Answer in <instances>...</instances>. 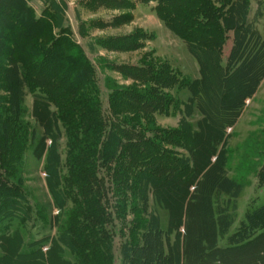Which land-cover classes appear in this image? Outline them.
I'll list each match as a JSON object with an SVG mask.
<instances>
[{"label": "trees", "instance_id": "obj_1", "mask_svg": "<svg viewBox=\"0 0 264 264\" xmlns=\"http://www.w3.org/2000/svg\"><path fill=\"white\" fill-rule=\"evenodd\" d=\"M25 1L0 0V91L7 94L0 95V221L27 223L34 214L19 183L26 155L32 153L44 159L52 203L64 215L54 222L59 233L48 251L57 262L65 264L61 255L67 249L75 264H115L114 238L125 237L124 231L129 233L120 251L125 264H206L209 257L214 264H225L226 257L257 252L264 242V206L248 213L232 236L222 238L225 213L216 209L213 195L199 190L220 138L207 133L209 150L203 153L195 145L202 134L182 121L194 108L205 118L198 128L212 124L203 110L208 66L228 82L256 61L255 86L239 92L237 104L250 97L262 79L264 42L248 22L249 0H139L156 3V16L197 61L201 79L189 81L146 62L112 65L110 70L133 84L122 87L108 80L107 107L95 65L65 32L54 36L52 19L35 17ZM230 33L233 47L224 59ZM137 48L130 45V50ZM175 90L188 91V101H176L169 93ZM27 95L32 98L29 117ZM174 108L183 114L180 126L159 128L157 115L168 116ZM240 111L239 105L230 118L220 120L216 131H224ZM180 151H186L188 159ZM168 188L180 189L184 196L178 213L161 195ZM152 199L169 212L170 230L160 229L159 218L150 210ZM199 212L206 215L211 240L196 236L193 216ZM128 215L133 217L129 224ZM118 224L123 229L117 230ZM181 228L184 236L178 233ZM189 248L197 250L193 261L187 256ZM260 251L251 264H264V249Z\"/></svg>", "mask_w": 264, "mask_h": 264}, {"label": "rangeland", "instance_id": "obj_2", "mask_svg": "<svg viewBox=\"0 0 264 264\" xmlns=\"http://www.w3.org/2000/svg\"><path fill=\"white\" fill-rule=\"evenodd\" d=\"M30 1L26 0L25 2L27 5H31L33 15L35 17L45 15V18L52 19L54 22V25L51 26L52 34L59 36L65 32L66 38L78 46L86 59L98 69V79L106 107L109 93L108 83H106L108 80L122 87L133 84L131 80L110 70L112 65L138 66L146 62L159 68L172 69L189 81L201 79L199 66L187 47L156 16L154 12L156 3L144 4L139 0H32V4ZM71 3L76 4L73 6L70 5ZM36 8L39 9L36 10ZM249 9L248 22L264 42V0H249ZM45 11L47 12L44 13ZM2 21L6 22V19L3 17ZM124 42H128L129 45L125 46ZM133 44H138L139 48L130 50V45ZM232 47L233 33H230L224 47V59L228 58ZM257 68L256 61H253L232 79L225 82L220 75L217 76L213 66H208L209 81L204 84V95L207 101L203 102V110L210 116L212 123L208 129L207 127L198 128L197 124L205 118L194 108L189 116H184V119L181 116L182 112L179 113L175 108L168 116L157 115L156 117V123L161 129H177L180 126L181 118L182 121L190 122L193 129L196 131L198 129L202 134L200 138L196 139L195 145L202 147L201 152L203 153H208L209 150L208 141L204 142L207 133L211 132L220 138L214 147L215 153L209 160L211 165L206 168L209 174L206 175L205 181L199 180L202 184L199 190L202 195L209 193L213 195L216 209L225 213L222 222L224 229L220 231L223 239L224 236L226 238L232 236L239 229L248 213L264 206V178L262 177L264 170V67L263 77L252 95L243 100L241 104L239 102L237 104L236 98L239 92L247 89L250 85L255 86L253 78ZM169 93L176 101L180 102H187L190 97V93L186 90H175ZM0 95L7 96L3 91H0ZM238 101L241 102V99ZM239 105L241 111L234 119L235 121L228 122L229 125L222 131L223 134L221 131L219 134L216 131L217 124L221 119L230 118ZM24 106L29 117L32 108V98L29 95L25 97ZM61 143L64 147L65 142L62 140ZM47 144L49 145L50 142L48 141ZM180 153L188 159L186 151H180ZM22 174L23 178L19 183L29 197L28 206L32 207L34 214L27 223L5 219L2 225L0 221V229L5 226L9 232L12 229L14 233L16 231V234L21 232L25 236L23 239L29 242L43 241L45 246L42 250L46 251L47 259H50L49 264H59L54 258L52 259L48 251L52 246L51 240L56 239L59 233L60 226L54 222L58 217L64 218V215L52 203L47 174L44 171V159L38 160L32 153H28ZM178 190L168 188L161 194L164 199L166 198L167 206H171L170 204L173 202L176 213L180 211L181 201L184 199ZM198 203V205H202L201 199ZM149 206L151 212L156 214L162 223H166L169 212L164 206L156 202L155 199L150 201ZM193 218L196 225L193 227L196 236L204 235L208 240H211V231L205 224L206 215L199 212ZM132 220L133 217L128 215L126 223L129 224ZM35 223L37 225L35 229H30ZM226 224H230L231 227L227 228ZM22 225L29 228L23 229ZM117 227V230L123 229V226L119 224ZM184 232L185 229L181 228V232L178 233L184 236ZM3 234L0 230V243L5 242ZM123 235L126 236L117 235L114 238L115 264L126 263V260L121 258L120 251L125 240L128 239L129 233L124 231ZM173 237L174 235L172 239L175 241ZM1 245L8 250L9 258L15 256L17 242L1 243ZM177 247L175 253L179 254L180 247ZM261 249H264V242L257 247V252H248L240 257H226L223 259V263L251 264L261 256ZM64 251L67 253L65 264H75L74 256L70 251L67 249ZM196 253V249L189 248L187 255L189 260L193 261ZM39 261L40 259L33 261L19 259L17 263L40 264ZM214 263L216 262H213V258L209 257L206 264ZM194 264H198V262Z\"/></svg>", "mask_w": 264, "mask_h": 264}, {"label": "crops", "instance_id": "obj_3", "mask_svg": "<svg viewBox=\"0 0 264 264\" xmlns=\"http://www.w3.org/2000/svg\"><path fill=\"white\" fill-rule=\"evenodd\" d=\"M34 1V0H33ZM38 1V0H37ZM30 3H32V0L30 1ZM33 4V3H32ZM76 3H71L70 5L75 6ZM31 6V5H30ZM39 8H36V10H38ZM179 39V38H178ZM180 40V39H179ZM197 62V61H196ZM198 64V63H197ZM12 221V220H10ZM5 222V221H4ZM3 222H1L2 224ZM170 214L167 217V221L166 223H162L160 221V229L162 231H168L170 230ZM11 224V223H8ZM3 225V224H2ZM23 229H27L29 228L28 226H24L22 225ZM36 223L33 224V226H31L30 229L34 230L36 227ZM9 227V225H8ZM13 228V227H12ZM11 228V229H12ZM34 228V229H33ZM8 228H6L5 226L2 227L0 230L1 232H3L4 234V239L5 242H1L2 244L6 243L8 244L9 242H17V249H16V253L15 256L13 258H9L8 257V250L6 249V247H4L3 245H1L0 243V261H7V264H18L17 261L19 259H26V258H31L30 261H33L35 259H40L39 263L40 264H49L50 263V259H47L48 256H46L45 252L43 251L42 248H44V244L43 241H31L29 242L28 240H24L23 238H25V236L20 232V234H16L13 232L14 230L12 229L11 232L7 231ZM171 244L173 243V241L171 240L170 242ZM67 253L64 251L63 254L61 255L62 260L66 262V258H67ZM59 264H62V262H58Z\"/></svg>", "mask_w": 264, "mask_h": 264}]
</instances>
